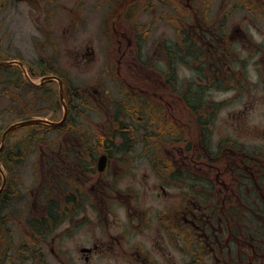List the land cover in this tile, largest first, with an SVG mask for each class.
Listing matches in <instances>:
<instances>
[{
	"label": "flooded vegetation",
	"instance_id": "af4514ba",
	"mask_svg": "<svg viewBox=\"0 0 264 264\" xmlns=\"http://www.w3.org/2000/svg\"><path fill=\"white\" fill-rule=\"evenodd\" d=\"M155 1L0 4V15L5 13L12 24L16 15L41 19L38 26L52 48L50 53L37 48L36 65L26 60L25 48L11 60L22 63L31 76L59 78L67 125L75 122L79 128L86 115L77 114L88 112L97 129L93 136L63 134L44 140L54 146L41 147L37 157L40 182L32 202L38 212L26 205L28 213L19 224L28 248L9 249L12 233L3 229L7 214L0 220V239L7 242L0 246V254L7 256L4 264H14L10 258L15 253L25 256L26 264H52L49 247L59 264H264V197L256 194L264 187V155L234 134L218 137L217 124L226 107L210 97L211 92L244 90L248 73L234 71L244 63L234 48L249 37L239 24L229 29L220 15L210 24L203 20L211 16L213 0H161L165 8L160 13L168 25L175 14L186 21L176 31L177 41L159 42L151 34L160 17ZM220 8L218 14L227 11ZM247 12L254 16V10ZM52 32L61 34L54 44ZM3 50L0 46V57L9 53ZM178 67L192 74L188 81L177 78ZM136 80L145 87L122 86L116 91L119 98L103 85ZM74 81L100 82L103 89L78 92L68 86ZM180 109L188 115L186 127L175 119ZM149 113L161 118L157 127ZM105 117L107 123L94 122ZM245 125L232 122L231 129L240 135L248 129ZM102 157L105 167L100 171ZM136 171L145 174L142 185L121 184L123 175ZM10 187L7 182L0 193V216L14 201ZM140 201L145 208L139 207ZM62 226L65 234L87 226L84 241L56 250Z\"/></svg>",
	"mask_w": 264,
	"mask_h": 264
},
{
	"label": "rangeland",
	"instance_id": "374dc122",
	"mask_svg": "<svg viewBox=\"0 0 264 264\" xmlns=\"http://www.w3.org/2000/svg\"><path fill=\"white\" fill-rule=\"evenodd\" d=\"M2 1L3 0H0V4L3 3ZM162 2L163 1L161 0H157L154 2V8L158 9V15L160 17H157V27L151 34H157L154 35V38H158L159 42L164 39H170L171 42L177 41L178 37L176 31L179 27L185 25L184 23L186 19L181 17L179 14H175L172 26L168 25L166 22V15L163 17L160 13V10L165 8ZM176 2L179 3V0H176ZM221 5L227 11L224 10L226 11L225 13L221 11L220 14H218V10L221 9ZM247 8H253L251 9L254 10V13L252 14L254 15L253 17L249 16ZM263 9L264 0H213L210 3L209 9L211 11V16L207 15V17H203V20L210 24V22L212 23L216 19V16L214 15H220L221 20H228L227 26L229 29L232 26L239 24L245 30L247 38L249 37L247 40H244L241 44L235 46L234 48L235 53L239 54L244 61V63L235 67L234 71L244 70L248 73V80L242 81L244 82V90L238 87V89L234 91L227 90L222 92H211L212 96L210 97H213L217 101H222L223 105L226 107H222V111L220 113V118H222V120L219 124H217L219 133L218 137L221 136V138H227L231 137L234 134V136L239 138V140L244 144H251L250 146H253V152L257 150L264 155V17L261 14ZM155 12L156 10L153 11V14H155ZM150 14L151 13H149V15ZM256 14H259V16L257 17ZM14 19L15 23L12 24L7 21L5 13L0 15V25H3V28H1L0 32V46L4 49L3 51H8L9 49V53H5L4 55L7 57H12L14 55H18L19 51L25 48L26 60L30 64L36 65V59L39 57V54L37 52L38 47H40V49H42L43 52L45 51L46 53H50L52 51L51 47H47V45H49L50 43H46L45 45V41L48 42V40L46 39L47 33L38 26V24L41 22V19L32 16L29 19L21 15H16ZM47 23L48 22L46 20L44 24L45 28L47 27ZM59 35L61 34L58 32H52V34H50V38H52V44L55 43ZM257 46L261 48L260 53ZM6 75H8V71L0 69V141L4 131L9 126L15 123L28 119H36L38 117L48 118L53 115L52 113L47 112V109L49 107L48 104L43 105V103H45V100L41 97L42 94L32 88L30 90L29 101L33 108V112L29 114L18 113L22 111V108L13 105L12 101L7 98V95L14 91L11 84L14 80V77ZM190 76H192V74L188 72L184 67H178L177 78L180 80V82L188 81ZM220 77L221 75L219 76V78ZM32 79L36 85H39L40 79ZM202 83L203 82H200V84ZM73 84L80 89H85L91 93H93L95 89H103V86L100 85V82L74 81ZM151 84L156 83L151 82ZM103 85L104 88L107 89L114 98L120 97L121 94L117 96L116 91H118L119 89L122 90V86L123 89L125 88V86H127L126 89H128L129 86H132L134 88H140V86H142V88L145 87L144 83L138 80L126 82L108 81L103 82ZM55 89L58 94L57 83ZM237 90H239V92ZM11 96H15V99H18L16 97H20L21 99H19V101L21 102V105H23L22 99L28 100L23 98V94L18 92H15L14 95L11 94ZM177 103L178 102L175 101V104ZM247 106H249L250 108H247ZM10 109H14V112H9L8 110ZM178 111L179 112H176L178 115L175 113V119L179 121V126L186 127V123L188 122L185 119H187L188 115L181 112V109ZM85 115L86 116L84 117V119H81L79 122L83 127H80L79 124V128L84 130L83 133L93 136L94 133H97V129L95 125L92 126V124H90L92 114L86 112ZM231 115L237 116L238 120L234 119L235 117L231 118ZM61 116L62 113L60 114L59 119L61 118ZM149 117L151 122L154 123V127H157V124L162 122L161 118L156 113H149ZM231 119L234 120L231 121ZM106 121L107 117H105L104 120H94V122L101 124ZM192 121L193 119L190 122ZM238 121L245 122V126L248 127V129L244 130L243 134L235 135L234 131L231 129V125L232 122ZM219 129H221V131ZM25 134V132H18L14 133L13 135L11 134L7 138L5 146L6 149H8L9 154L11 153L12 149H14L12 145L15 142L22 141ZM42 136L43 135L38 134L35 138H40ZM29 148L31 152V155L29 154V156L27 157V159L29 160L24 164L22 170L19 171V178L21 181L16 179V184L11 183V186L14 187V191H16V193L14 194L18 193L20 196V199L13 204L9 211H7L9 220L14 222V224H6L4 226V229L9 230L12 233L13 242L11 244L14 246V248H17V243L22 241L19 235V224L23 220V218L21 219V215L25 214L29 210V208H26V205L30 207L33 212H38L37 204L33 206L34 201L32 202L33 195L37 196L38 194L36 190L40 182V165L39 159L36 157V155H38L39 153H35V150H38L37 140L33 142V140L31 139V145L29 146ZM262 165L264 166V164ZM122 177V180H124L121 183L122 185L139 186L142 185L145 181V174L139 171L131 173L130 175H123ZM256 194L259 198L262 199V197H264V187L257 188ZM145 205H147L145 202H139V207L145 208ZM86 227L76 232L73 231V233L71 234H65L67 228L66 226H62L59 231L61 233H64L65 235L61 234L59 238L56 237L54 248L57 250L59 245H65L71 248V246L74 245L75 240L77 242L84 241ZM39 247L42 249L44 248L42 245H39ZM49 250L50 247L47 250L48 261L52 264H59V259L58 261H56L55 258L49 253Z\"/></svg>",
	"mask_w": 264,
	"mask_h": 264
},
{
	"label": "trees",
	"instance_id": "16d2710c",
	"mask_svg": "<svg viewBox=\"0 0 264 264\" xmlns=\"http://www.w3.org/2000/svg\"><path fill=\"white\" fill-rule=\"evenodd\" d=\"M49 86H50V84H48V86L44 89V92H46L45 101L47 103H50L51 104V108H54V112L52 113L53 115L51 116V119L52 120H55L54 118L59 115V111L57 110V108L59 107V102H58L57 97L54 96L53 91H52V89ZM194 96H196V94H194ZM11 100L13 101V104L14 105H20L18 103V101H16L15 99H11ZM80 102H82L81 98H79V105H81ZM20 106L22 107V111L21 112H18V113L29 114V112L27 111L26 108H24L22 105H20ZM8 111L9 112H14V109L13 110L10 109ZM127 112H129V111H127ZM73 131H76V127L74 128V123L68 124L62 130L63 133H71ZM18 132H23V133L25 132L26 134H25L24 138L36 139L35 137L38 134H41L43 136L40 137V138H43L44 139L49 134L51 136L52 134H54V132H57V134H58L60 131H57V129H53V128H49V127H46V126L38 125V126H32V127H27V128L19 129V130L15 131L14 133H18ZM24 146H25L24 142H22V143H16L14 145V147H16V148H20V147L23 148ZM4 153H6V150H5Z\"/></svg>",
	"mask_w": 264,
	"mask_h": 264
},
{
	"label": "water",
	"instance_id": "95a60500",
	"mask_svg": "<svg viewBox=\"0 0 264 264\" xmlns=\"http://www.w3.org/2000/svg\"><path fill=\"white\" fill-rule=\"evenodd\" d=\"M9 64H11V63H9ZM9 64L4 63L1 65H9ZM59 83H60V91H61L60 98H61V100H63L62 83L60 81H59ZM64 108H65L64 119L60 123H53V122L43 120V119H36V120L24 121V122H20V123L12 125L11 127H9V129L4 133V135L2 137L0 150L2 149V147L4 145L6 137L8 136V134L11 133L12 131H14L15 129L26 127V126H31V125H39V124H44V125L54 127V128L60 127L64 123V120L66 118L67 108L65 106H64ZM104 167H105V157H102L99 161V170L102 171L104 169Z\"/></svg>",
	"mask_w": 264,
	"mask_h": 264
}]
</instances>
